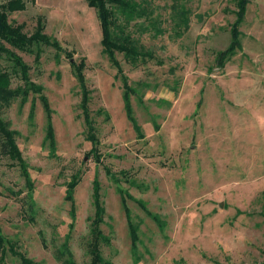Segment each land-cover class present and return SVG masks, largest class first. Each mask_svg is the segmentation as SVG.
Masks as SVG:
<instances>
[{"label": "rangeland", "instance_id": "374dc122", "mask_svg": "<svg viewBox=\"0 0 264 264\" xmlns=\"http://www.w3.org/2000/svg\"><path fill=\"white\" fill-rule=\"evenodd\" d=\"M239 1L147 0L164 29L158 36L131 22L128 30L155 54L138 67L116 54L139 88L141 97L132 95L131 104L142 138L126 117L121 82L101 53L98 18L86 0H26L24 11L10 15L28 34L43 15L48 35L74 60L86 57L98 138L93 150L65 53L34 45L40 50L35 61L34 54L18 52L31 79L44 87L55 144L51 150L45 139L46 113L36 96L0 106V116L17 131L34 185L29 219L20 169L0 156V228L15 249L39 264H61L57 254L66 243L75 263L87 264L97 178L101 228L110 238L101 253L108 264H264V0H249L238 25L241 49L223 67L216 63L230 43ZM182 6L189 27L176 36L174 17ZM19 83L12 76L11 86ZM77 176L73 201L67 200L66 187ZM3 264L21 263L7 251Z\"/></svg>", "mask_w": 264, "mask_h": 264}, {"label": "trees", "instance_id": "16d2710c", "mask_svg": "<svg viewBox=\"0 0 264 264\" xmlns=\"http://www.w3.org/2000/svg\"><path fill=\"white\" fill-rule=\"evenodd\" d=\"M88 5L92 7L97 15L100 30H101V53L108 59L113 67L116 69L115 78L119 79L122 88V99L126 117L130 121L137 138H142L144 135L141 132L131 104V96L136 95L138 98L139 88L132 86L129 78L124 72L120 61L116 54H122L124 60L132 65L138 67L144 65L148 60L154 59L155 54L150 49L145 47L139 40L131 34L128 30L131 22H135L142 32H153V36H158L164 33V29L158 24V21L153 16V9L147 0H86ZM239 1V0H238ZM32 4L35 0H30ZM249 0H240L238 9L236 11V18L231 25L230 34L231 40L229 45L216 54V63L218 66H224L225 61L236 50L241 49L240 31L238 25L242 20V15L246 4ZM26 9V0H0V61L6 60L9 65L0 64V106H8L12 100L19 99L20 104H24L30 94L36 96L46 113V137L51 150H54V132L52 127V109L47 96L44 94V87L34 82L29 74L30 66L23 60L18 52L31 53L35 55V61L39 60L40 50H34V45H51L57 51L62 50L65 56L69 58L73 74L77 80L80 88V100L78 107L82 110V119L84 126L87 129V139L92 143L93 150L97 148L98 138L95 133L94 122L90 115L89 101L91 89L88 87L87 80L84 74L86 68V57H81L79 61L74 60L73 55L66 49H63L58 41L45 32L46 21L43 15H38L35 18V25L33 31L28 34L24 31V23H18L10 19L12 13L24 11ZM176 12V11H175ZM176 26V36H181L189 27V11L182 6L174 17ZM147 21V24L145 22ZM1 63V62H0ZM12 76H16L21 80V83L15 87L11 86ZM143 87H149L147 82H139ZM167 102L170 105L169 101ZM97 114H103L105 119H109L108 112L99 108ZM156 130L159 125L155 123ZM17 131L10 127L7 120L0 116V156H6L11 162V166H18L20 174L26 186V192L23 198V204L26 206L28 218L33 219L34 213V199H33V181L30 177L28 165L22 156V152L16 142ZM99 159L97 158V161ZM78 177V176H77ZM80 180L75 177L72 183L66 187L65 198L73 201V194ZM10 192V191H9ZM14 193V192H11ZM92 203L94 207L93 216L89 225V237L86 243L89 261L87 264H108L105 261L101 247L109 243L110 238L107 236L102 228L104 217V206L101 200L100 183L97 178L93 180L92 186ZM74 215V214H73ZM127 217L129 218V211L127 210ZM130 235L134 243L136 236V229L133 228L132 223H129ZM15 245L4 236L0 228V264H3L6 252L9 251L12 255L18 257L21 264H39L35 260L27 257L24 253L18 251ZM58 250V258L61 264H76L71 250L66 243L61 245Z\"/></svg>", "mask_w": 264, "mask_h": 264}, {"label": "crops", "instance_id": "0c3cea01", "mask_svg": "<svg viewBox=\"0 0 264 264\" xmlns=\"http://www.w3.org/2000/svg\"><path fill=\"white\" fill-rule=\"evenodd\" d=\"M36 1V0H35ZM38 2V1H37ZM39 3V2H38ZM49 6V5H48Z\"/></svg>", "mask_w": 264, "mask_h": 264}]
</instances>
